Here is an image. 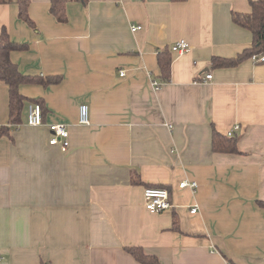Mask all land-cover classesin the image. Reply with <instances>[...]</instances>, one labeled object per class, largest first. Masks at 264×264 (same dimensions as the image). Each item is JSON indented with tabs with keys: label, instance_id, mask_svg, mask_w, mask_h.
<instances>
[{
	"label": "crops",
	"instance_id": "1",
	"mask_svg": "<svg viewBox=\"0 0 264 264\" xmlns=\"http://www.w3.org/2000/svg\"><path fill=\"white\" fill-rule=\"evenodd\" d=\"M249 2L70 1L58 21L49 0H30L29 25L0 0V32L27 46L10 54L19 72L61 77L19 88L43 102V126L25 125L26 101L21 124L0 136V264H140L127 248L159 264H264V63L211 66L250 48L231 18ZM180 40L189 49L171 52ZM164 50L170 80L155 89ZM82 104L88 125L78 122ZM51 124L66 126L67 148L49 144ZM234 126L240 154L213 152L212 131ZM147 185L166 188L173 207L148 212Z\"/></svg>",
	"mask_w": 264,
	"mask_h": 264
},
{
	"label": "trees",
	"instance_id": "2",
	"mask_svg": "<svg viewBox=\"0 0 264 264\" xmlns=\"http://www.w3.org/2000/svg\"><path fill=\"white\" fill-rule=\"evenodd\" d=\"M4 3L14 4L18 8V17L31 25L27 17V6L30 0H1ZM70 1H80L87 4L89 0H49L50 12L58 21H64L65 5ZM172 2H183L185 0H170ZM250 12L247 14H232V22L247 31L252 36L250 48L244 50L234 58L223 59L213 58L211 66L214 68H232L236 67L253 55L264 54V0H250ZM26 45L18 44L10 40L8 32L2 28L0 32V83L8 89V123L0 128V136L8 135L11 127H16L22 122V112L24 103H38L42 107V116L45 114L43 102L41 100H31L22 96L19 92L21 85H39L48 87L60 83L61 77H43L23 75L19 72L17 66L11 61L10 54L13 51H25ZM171 55L167 50L158 52L157 65L159 68L160 84L167 83L170 80ZM44 121V120H43ZM237 136L221 135L215 130L212 131V150L215 153L240 154L237 148ZM138 174L131 177V184H140ZM156 187V186H146ZM145 187V188H146ZM160 187V186H158ZM258 206L264 211V202H258ZM172 230H178L177 219L173 216ZM126 252L130 254L140 264H159L154 256L146 255L140 248H127Z\"/></svg>",
	"mask_w": 264,
	"mask_h": 264
},
{
	"label": "built area",
	"instance_id": "3",
	"mask_svg": "<svg viewBox=\"0 0 264 264\" xmlns=\"http://www.w3.org/2000/svg\"><path fill=\"white\" fill-rule=\"evenodd\" d=\"M138 27H133L132 31H135ZM189 49L188 44L180 40L173 44L170 48L171 52L182 53ZM254 63H264V54L262 55H253L251 57ZM120 75L123 76L124 72H120ZM211 74H206L204 80L206 82L211 81ZM152 85L155 89H159L161 84L157 81H152ZM78 122L81 125H88L90 123L88 115V106L85 104L80 105L78 111ZM25 125L30 127H40L44 125L43 116H42V107L38 103H30L27 106ZM48 129L53 133V137L50 139L49 144L52 146L59 145L61 148L68 147V130L64 124H51L48 126ZM239 126H234L232 131H230L227 136H233V132L239 130ZM196 183L194 182H181L179 188H189L195 189ZM143 201L145 209L150 213H162L166 210H169L173 207L170 200V193L164 187H146L143 190ZM197 210V206L191 207L190 213L194 214Z\"/></svg>",
	"mask_w": 264,
	"mask_h": 264
}]
</instances>
